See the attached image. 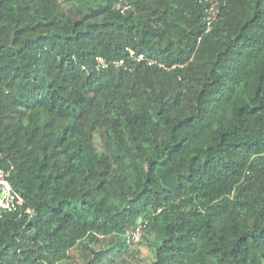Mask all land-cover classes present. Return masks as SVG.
Returning <instances> with one entry per match:
<instances>
[{"label":"trees","instance_id":"obj_1","mask_svg":"<svg viewBox=\"0 0 264 264\" xmlns=\"http://www.w3.org/2000/svg\"><path fill=\"white\" fill-rule=\"evenodd\" d=\"M117 1L0 0V264H264V0Z\"/></svg>","mask_w":264,"mask_h":264},{"label":"built area","instance_id":"obj_2","mask_svg":"<svg viewBox=\"0 0 264 264\" xmlns=\"http://www.w3.org/2000/svg\"><path fill=\"white\" fill-rule=\"evenodd\" d=\"M206 4V22L208 30L211 28L213 23L219 14V3L220 0H204ZM115 8L121 12H125L130 8V5L123 3V0H119L115 3ZM129 57L134 61L144 62L145 64L152 65L157 62L156 59H149L144 53H139L131 47H127ZM117 66H123L126 64V58H121L118 61H107L104 57H97V68L105 69L111 64ZM10 171L0 167V218L6 212H17L25 203L24 197L14 188L11 180L9 179ZM32 215L31 212H29ZM143 234V225H138L135 228H131L126 231V243L135 246L140 243Z\"/></svg>","mask_w":264,"mask_h":264},{"label":"rangeland","instance_id":"obj_3","mask_svg":"<svg viewBox=\"0 0 264 264\" xmlns=\"http://www.w3.org/2000/svg\"><path fill=\"white\" fill-rule=\"evenodd\" d=\"M141 250H142L145 254H147V253L150 252L149 249H148L147 247H145V246H141Z\"/></svg>","mask_w":264,"mask_h":264}]
</instances>
